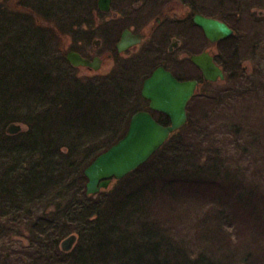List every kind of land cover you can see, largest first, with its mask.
I'll use <instances>...</instances> for the list:
<instances>
[{"label": "trees", "instance_id": "1", "mask_svg": "<svg viewBox=\"0 0 264 264\" xmlns=\"http://www.w3.org/2000/svg\"><path fill=\"white\" fill-rule=\"evenodd\" d=\"M47 1L60 6L36 3L28 16L0 12L9 24L0 26V264H264L263 170L259 180L247 179L246 169L227 161L230 149L244 155L246 143L257 146L255 133L244 137L249 112L225 106L231 117L220 126L233 132L229 141L219 125L200 121L208 104L264 93V54L257 77L243 79L234 94L227 83L248 74L234 72L239 59L223 58L232 63L228 82L203 83L202 116L190 101L186 123L144 163L87 194L85 167L125 134L133 113L147 109L161 125L169 119L147 107L130 66L77 74L61 41L73 7ZM257 32L250 38L241 28L242 53L261 49ZM10 122L22 130L8 134ZM72 233L77 240L64 252L60 243ZM14 236L27 241L20 252Z\"/></svg>", "mask_w": 264, "mask_h": 264}, {"label": "flooded vegetation", "instance_id": "2", "mask_svg": "<svg viewBox=\"0 0 264 264\" xmlns=\"http://www.w3.org/2000/svg\"><path fill=\"white\" fill-rule=\"evenodd\" d=\"M34 1L36 0H16L11 7L7 6V0H0V12L1 8L5 12L24 9L28 16L34 8ZM41 1L37 0L36 3L44 7ZM63 1L72 5L73 10L69 15L74 18L67 21L66 25L65 22L63 24L65 25L63 34L65 38H70L69 47L63 48L66 50L65 58L67 52L71 51L93 63V66H73L66 59L78 73L82 71L80 75L90 77L102 75L116 65L131 67L136 71L135 75L139 77V81L141 79V95L144 80L155 69L162 67L178 81H196L195 92L187 105L200 92L204 82L220 83L225 80V64L230 66L232 63L222 59H236L239 55L238 52L241 51L239 22L245 11L248 12L246 8L248 3L251 4L249 11L253 8L252 1L246 0ZM195 15L223 22L232 29V32L226 37L211 41L194 22ZM3 24L7 25L8 20L0 16V26ZM12 25L17 26V19L12 21ZM121 41L129 43L126 47L119 48L118 44ZM202 53L212 57L213 62L221 69L223 78L218 77L215 81L203 78L201 69L190 59L192 55ZM107 66L108 71L105 70L103 73ZM236 66H239L238 61L234 64V72ZM142 98L151 109L149 100ZM145 111L151 114L149 110Z\"/></svg>", "mask_w": 264, "mask_h": 264}, {"label": "water", "instance_id": "3", "mask_svg": "<svg viewBox=\"0 0 264 264\" xmlns=\"http://www.w3.org/2000/svg\"><path fill=\"white\" fill-rule=\"evenodd\" d=\"M194 22L211 41L226 37L232 32L225 23L213 18L195 15ZM128 43L121 41L118 47H126ZM66 59L73 66H93L92 62L75 52H67ZM190 59L201 69L205 80L215 81L218 77L223 78L221 69L208 54L192 55ZM195 89L196 81H178L164 68L155 69L144 80L141 95L149 100V107L152 110L163 112L169 117V124L161 125L145 110L133 113L125 134L85 167L86 193L94 194L102 188L105 189L112 179H121L135 170L165 142L172 132L180 129L186 123V105ZM21 130L22 126L14 122L8 123L5 129L10 135L17 134ZM76 240V234H69L61 241L60 248L68 252Z\"/></svg>", "mask_w": 264, "mask_h": 264}, {"label": "rangeland", "instance_id": "4", "mask_svg": "<svg viewBox=\"0 0 264 264\" xmlns=\"http://www.w3.org/2000/svg\"><path fill=\"white\" fill-rule=\"evenodd\" d=\"M13 1L16 0H7V6H11L13 7ZM37 1V0H36ZM36 1H34V5H36ZM45 1V0H44ZM42 2L45 8H51V11H53L55 9V7H58L60 5H58V3L53 4V3H48L47 2ZM246 1H252L251 3L254 4L253 8L251 11L250 10V5L248 3V5L246 6V8L248 9V12L245 11L244 13V9H243V13L245 14L244 16H242L241 21L239 22L240 27L242 28H246L248 31V37L252 38L254 37V32L255 30L258 31V35H260V39L259 42L261 43L259 50H255V54H256V59H251V58H245V57H252V55L254 53L251 52V50L246 51V53H242V51L238 52V56L236 57V59H239V68L241 70H243L245 72V74H248L247 76H244V78H242V76L240 77V74H238L239 78H234V80L232 81L233 83H227L225 82V80L223 82L220 83H216L219 85H215V86H224L225 83H227L228 86V92L229 93H240L239 91H236V89H238V87H240L241 82L243 81H251L252 79H255V77H257V73H255L253 71L254 65L258 64V60L262 61V57L264 54V7L261 8L258 5H262L264 6V0H259V2H257V0H246ZM9 4V5H8ZM53 9V10H52ZM246 9V10H247ZM251 12V13H250ZM242 13V14H243ZM10 27H12L10 25ZM63 42V48L66 49V47H69L70 45V38L65 36L62 39ZM247 43L244 42V45L247 46V48H250V46H252V42L251 41H246ZM249 42V43H248ZM250 44V45H249ZM259 47V45H258ZM246 48V47H244ZM63 49L65 52L66 50ZM245 58V59H244ZM108 71V66L103 70V73H105L106 71ZM105 71V72H104ZM82 71H80L79 73L77 72V74H82ZM260 81H264V77L260 78ZM259 81V82H260ZM261 83V82H260ZM258 84V82H257ZM264 87V83H261ZM215 89L213 85L211 86H207V90H212ZM264 91V88L263 90ZM244 95V94H243ZM242 96V95H239ZM247 97L243 96L245 99H242V97L240 98H232V103L230 101H228L227 99H225V103L223 104H219V106H215L212 103L211 105H207L205 111L206 114L204 116H202L201 114L203 113L202 110H200V108L198 107L199 104H205V102L203 101L204 99L201 96V92H199L197 94L196 97H193L190 101L192 103L193 106V112L197 113L196 115H201L202 117H200V121L205 122L206 124H208V127L210 128H214L216 125H219V131H223V133H229V136L226 138L228 141L230 140V138L233 136V132L229 131L227 128H223L222 126H220L222 119V116L225 115V117L229 118V116L231 117V113L230 110L228 108H226L225 106H228L229 108L235 109L237 108L238 110H242L244 112H249L248 117L250 118L249 120L246 118H243L245 120L244 125H246L245 131H244V137L245 139L248 137H250L249 134L255 133L254 136L256 135L257 137V143H256V147H250V145L248 143H246V147L248 148L249 152H246V154L241 155L238 151H234L233 149H230V156H229V160L227 159L228 162L232 163L233 165H238L243 167L244 169H246V176L248 177L247 179H254V180H259L260 178L259 175H257V173H259L260 170H263L262 174L264 175V150H263V146H264V93L262 95H258L255 94V96L252 95H246ZM253 103L255 105V108H253L252 110L250 108H243L242 105H248ZM231 104V105H229ZM232 111V110H231ZM232 115L235 117L239 116V113H232ZM241 118V117H238ZM250 122L252 125H247L248 123L246 122ZM6 129V128H5ZM229 131V132H228ZM225 140V139H224ZM260 141V142H259ZM257 148V149H256ZM264 180L262 179L261 182H263ZM111 184V183H110ZM103 189V188H102ZM101 190V189H100ZM10 241H14V247L15 249H19L20 252V248L24 246V244L27 243V241L25 239H23L22 237H13V238H9ZM264 255V254H263Z\"/></svg>", "mask_w": 264, "mask_h": 264}, {"label": "bare ground", "instance_id": "5", "mask_svg": "<svg viewBox=\"0 0 264 264\" xmlns=\"http://www.w3.org/2000/svg\"><path fill=\"white\" fill-rule=\"evenodd\" d=\"M254 6V4H252V7ZM244 9V8H243ZM242 28V27H241ZM242 29H244V30H247L245 27L244 28H242ZM232 30V29H231ZM246 34H247V32H245Z\"/></svg>", "mask_w": 264, "mask_h": 264}]
</instances>
